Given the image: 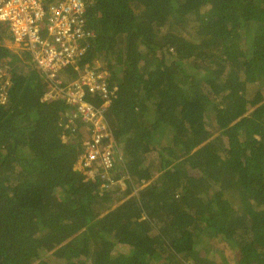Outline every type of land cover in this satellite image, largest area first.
I'll use <instances>...</instances> for the list:
<instances>
[{
    "label": "trees",
    "instance_id": "16d2710c",
    "mask_svg": "<svg viewBox=\"0 0 264 264\" xmlns=\"http://www.w3.org/2000/svg\"><path fill=\"white\" fill-rule=\"evenodd\" d=\"M86 24L77 65L116 87L94 180L83 124L0 29V264H214L208 240L264 264V0H92Z\"/></svg>",
    "mask_w": 264,
    "mask_h": 264
},
{
    "label": "built area",
    "instance_id": "2783aa9c",
    "mask_svg": "<svg viewBox=\"0 0 264 264\" xmlns=\"http://www.w3.org/2000/svg\"><path fill=\"white\" fill-rule=\"evenodd\" d=\"M92 0H0V26L10 35V43L28 52L37 70L45 77L49 90L44 100L61 99L69 108L65 128L81 132L83 152L78 169L94 180L100 170L113 166L114 147L106 114L115 95L106 71L99 64L78 63L91 44L94 33L87 27L86 10ZM73 67L76 78L65 83L59 72ZM7 67L0 69V103L4 104L10 83ZM78 129V130H77ZM101 174L105 179L106 173ZM107 184L103 183V187Z\"/></svg>",
    "mask_w": 264,
    "mask_h": 264
},
{
    "label": "rangeland",
    "instance_id": "374dc122",
    "mask_svg": "<svg viewBox=\"0 0 264 264\" xmlns=\"http://www.w3.org/2000/svg\"><path fill=\"white\" fill-rule=\"evenodd\" d=\"M0 29H3V26H0ZM4 45L9 47L14 53L24 52L22 49L16 48L14 45H12V43H10V39H5ZM96 64L100 65L99 62ZM120 182L122 183V181ZM122 190L116 191L118 196L121 194ZM112 191L115 192V190H112ZM204 244H206V241L205 240L201 241L200 244L198 245V248L202 247ZM207 244L211 245V249H209L210 251L209 259H211L214 264H222L223 260H227L230 263L233 262L235 249H232L228 245H225V244L223 245L222 243H219L216 240H208Z\"/></svg>",
    "mask_w": 264,
    "mask_h": 264
}]
</instances>
